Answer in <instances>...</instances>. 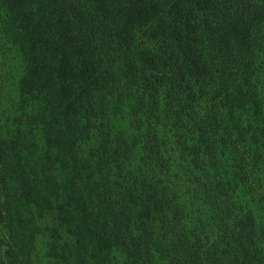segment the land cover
<instances>
[{
    "label": "trees",
    "instance_id": "trees-1",
    "mask_svg": "<svg viewBox=\"0 0 264 264\" xmlns=\"http://www.w3.org/2000/svg\"><path fill=\"white\" fill-rule=\"evenodd\" d=\"M42 263L264 264V0H0V264Z\"/></svg>",
    "mask_w": 264,
    "mask_h": 264
},
{
    "label": "rangeland",
    "instance_id": "rangeland-1",
    "mask_svg": "<svg viewBox=\"0 0 264 264\" xmlns=\"http://www.w3.org/2000/svg\"><path fill=\"white\" fill-rule=\"evenodd\" d=\"M182 185V187L183 188H186L185 186H184V184H181ZM243 194V191H239V195H242ZM43 264V263H42Z\"/></svg>",
    "mask_w": 264,
    "mask_h": 264
}]
</instances>
